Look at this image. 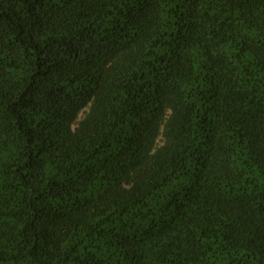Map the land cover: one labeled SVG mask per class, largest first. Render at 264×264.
Instances as JSON below:
<instances>
[{
	"label": "trees",
	"instance_id": "16d2710c",
	"mask_svg": "<svg viewBox=\"0 0 264 264\" xmlns=\"http://www.w3.org/2000/svg\"><path fill=\"white\" fill-rule=\"evenodd\" d=\"M0 264H264V0H0Z\"/></svg>",
	"mask_w": 264,
	"mask_h": 264
}]
</instances>
